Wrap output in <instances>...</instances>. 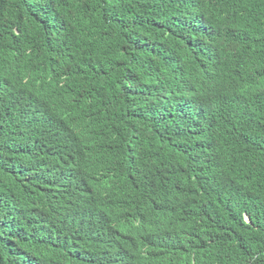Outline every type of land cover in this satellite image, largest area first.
<instances>
[{
    "label": "trees",
    "instance_id": "trees-1",
    "mask_svg": "<svg viewBox=\"0 0 264 264\" xmlns=\"http://www.w3.org/2000/svg\"><path fill=\"white\" fill-rule=\"evenodd\" d=\"M0 264H264V0H0Z\"/></svg>",
    "mask_w": 264,
    "mask_h": 264
},
{
    "label": "clouds",
    "instance_id": "clouds-1",
    "mask_svg": "<svg viewBox=\"0 0 264 264\" xmlns=\"http://www.w3.org/2000/svg\"><path fill=\"white\" fill-rule=\"evenodd\" d=\"M2 34L6 44L12 47V52L9 54V56H11L15 61L22 62L25 64V66H27L28 65L27 52L19 47L18 43H16L13 40V37L10 34L3 32ZM17 65H18L17 66L18 70L21 72V69L23 68L22 65L20 64Z\"/></svg>",
    "mask_w": 264,
    "mask_h": 264
}]
</instances>
